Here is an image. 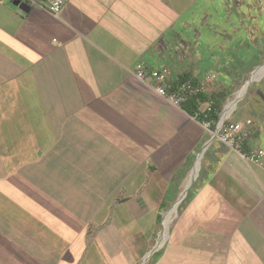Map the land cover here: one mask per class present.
Masks as SVG:
<instances>
[{
    "label": "crops",
    "instance_id": "obj_1",
    "mask_svg": "<svg viewBox=\"0 0 264 264\" xmlns=\"http://www.w3.org/2000/svg\"><path fill=\"white\" fill-rule=\"evenodd\" d=\"M13 1L0 0V264H146L142 227L168 210L165 231L177 208L153 264H264V167L135 76L184 63L195 0H68L57 16ZM234 113L252 121L243 150L264 148V106Z\"/></svg>",
    "mask_w": 264,
    "mask_h": 264
},
{
    "label": "rangeland",
    "instance_id": "obj_2",
    "mask_svg": "<svg viewBox=\"0 0 264 264\" xmlns=\"http://www.w3.org/2000/svg\"><path fill=\"white\" fill-rule=\"evenodd\" d=\"M183 20L188 30L195 31L197 35L194 42L193 34L186 35L193 50L180 51L186 59L182 60L184 63L178 62V66L176 63L168 66L173 75L178 77L190 71L192 77L199 78V86L210 97L222 89L230 90L225 104L244 89L229 118H235L234 112L241 104H245L246 109L264 106V0H195L186 10ZM181 46L184 47L183 44ZM186 46L189 48L188 43ZM167 211H161L155 225L142 227L153 232V239L148 242L151 248L165 236L162 224ZM179 211L177 208L170 212L168 237L146 264H153L164 249ZM144 257L115 258L113 264H142Z\"/></svg>",
    "mask_w": 264,
    "mask_h": 264
},
{
    "label": "built area",
    "instance_id": "obj_3",
    "mask_svg": "<svg viewBox=\"0 0 264 264\" xmlns=\"http://www.w3.org/2000/svg\"><path fill=\"white\" fill-rule=\"evenodd\" d=\"M30 7H39L48 10L51 14L57 16L63 10L68 0H19ZM135 76L141 81H154L156 83L155 90L160 95L166 97L169 101L176 105H180L186 99L189 93H196L202 90L197 85L194 86L191 79L179 81L172 71L167 67L148 68L143 62H138L135 67ZM177 81L175 89H169V82ZM212 102H208L207 106L200 111H210ZM221 113V112H220ZM200 113L193 115L194 118L200 120ZM202 124L211 129L212 121L207 119L204 114ZM252 126L251 120L241 121L237 118H229V115L223 120H218L215 131L217 136L225 143L236 148L244 159L253 164L264 167V148L243 150L242 143L250 136Z\"/></svg>",
    "mask_w": 264,
    "mask_h": 264
},
{
    "label": "trees",
    "instance_id": "obj_4",
    "mask_svg": "<svg viewBox=\"0 0 264 264\" xmlns=\"http://www.w3.org/2000/svg\"><path fill=\"white\" fill-rule=\"evenodd\" d=\"M187 79H191L194 86L200 84L199 80L196 77H192L190 71L183 72L178 76L179 81H184ZM177 85V81L169 82V89H175ZM230 90H220L215 94H212L211 97L209 94L204 92L203 90L196 93H189L186 99L181 103V107H183L189 114L195 115L196 113H200V120H203L204 114H207V119L212 121L211 129L215 130L216 124L219 120L220 112L224 108L225 101L230 95ZM207 94V95H206ZM204 102H212V107L210 111H200L202 103ZM214 128V129H213Z\"/></svg>",
    "mask_w": 264,
    "mask_h": 264
},
{
    "label": "bare ground",
    "instance_id": "obj_5",
    "mask_svg": "<svg viewBox=\"0 0 264 264\" xmlns=\"http://www.w3.org/2000/svg\"><path fill=\"white\" fill-rule=\"evenodd\" d=\"M262 68H263V67H262ZM196 79H197V78H196ZM208 86H209V85H208ZM242 89H243V88H242ZM243 92H244V89L241 90L240 92H237L236 97L228 101V103H227V105L225 106V109H224V111H223V113H222V119H225V118L228 116L230 109L236 105V102H237L238 98L243 94ZM206 95H207V94H206ZM213 129H214V128H213ZM168 225H169V224H166V225H165L166 239H167V237H168ZM166 239H165V240H166ZM165 240H164V242H165ZM162 243H163V241H162Z\"/></svg>",
    "mask_w": 264,
    "mask_h": 264
},
{
    "label": "water",
    "instance_id": "obj_6",
    "mask_svg": "<svg viewBox=\"0 0 264 264\" xmlns=\"http://www.w3.org/2000/svg\"><path fill=\"white\" fill-rule=\"evenodd\" d=\"M13 3H14L15 5H18L21 9H23V10H25V11H28V10L30 9V7H29L28 5H26V4H24V3H20L19 0H14ZM224 109H225V106H224V108H223V110L221 111L220 116H219V120H221V121L224 120V119H222V113H223ZM156 250H157L156 247H154L150 252H152V254H153Z\"/></svg>",
    "mask_w": 264,
    "mask_h": 264
}]
</instances>
